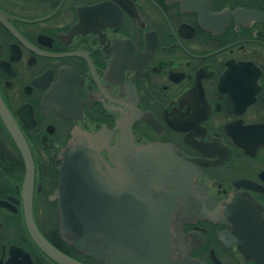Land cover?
<instances>
[{
	"label": "flooded vegetation",
	"instance_id": "obj_1",
	"mask_svg": "<svg viewBox=\"0 0 264 264\" xmlns=\"http://www.w3.org/2000/svg\"><path fill=\"white\" fill-rule=\"evenodd\" d=\"M127 132L195 170L193 262L264 264V0H0V264H57L31 228L97 264L59 236L62 152Z\"/></svg>",
	"mask_w": 264,
	"mask_h": 264
},
{
	"label": "water",
	"instance_id": "obj_2",
	"mask_svg": "<svg viewBox=\"0 0 264 264\" xmlns=\"http://www.w3.org/2000/svg\"><path fill=\"white\" fill-rule=\"evenodd\" d=\"M128 133L111 148L98 135L69 140L54 192L59 236L97 264H196L182 233L183 224L201 217L195 170L172 147L133 149ZM104 148L108 161L100 155ZM30 231L55 263L80 264Z\"/></svg>",
	"mask_w": 264,
	"mask_h": 264
}]
</instances>
